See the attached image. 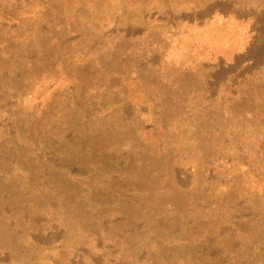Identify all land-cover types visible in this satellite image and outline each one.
Segmentation results:
<instances>
[{
	"label": "rangeland",
	"instance_id": "obj_1",
	"mask_svg": "<svg viewBox=\"0 0 264 264\" xmlns=\"http://www.w3.org/2000/svg\"><path fill=\"white\" fill-rule=\"evenodd\" d=\"M0 264H264V0H0Z\"/></svg>",
	"mask_w": 264,
	"mask_h": 264
}]
</instances>
